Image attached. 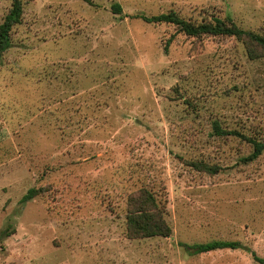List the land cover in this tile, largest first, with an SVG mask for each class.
<instances>
[{"label": "rangeland", "instance_id": "rangeland-1", "mask_svg": "<svg viewBox=\"0 0 264 264\" xmlns=\"http://www.w3.org/2000/svg\"><path fill=\"white\" fill-rule=\"evenodd\" d=\"M22 1L0 57V264H260L190 248L237 240L264 257V152L247 162L248 139L214 131L264 141V56L135 15H230L264 35V0ZM12 3L0 0V24ZM141 189L171 236H129Z\"/></svg>", "mask_w": 264, "mask_h": 264}, {"label": "trees", "instance_id": "trees-1", "mask_svg": "<svg viewBox=\"0 0 264 264\" xmlns=\"http://www.w3.org/2000/svg\"><path fill=\"white\" fill-rule=\"evenodd\" d=\"M112 9L117 14L123 11L122 5L118 2L112 5ZM23 14V1L13 0L12 7L0 24V57L12 47V31L16 25L22 22ZM135 17L148 23L173 24L179 32L193 37L203 35L233 36L244 41L250 58L256 59L264 56V35L241 28L230 15L225 18L213 16L201 21L186 19L174 11L158 15L139 13ZM214 131L219 136L239 135L248 139L253 144L254 150L245 158L247 162L257 159L264 152V141L243 135L237 130L223 129L218 121L214 122ZM192 165L212 174L218 173L220 170L218 165H210L202 161L192 162ZM43 190L44 188L41 187H33L28 190L22 200H31L42 194ZM128 205L127 229L130 237L171 236L173 229L165 218V209L151 190L141 189L132 194ZM218 249H245L252 254L256 262L264 264V257L259 256L255 250L237 240H212L195 244L190 248L196 253H207Z\"/></svg>", "mask_w": 264, "mask_h": 264}]
</instances>
